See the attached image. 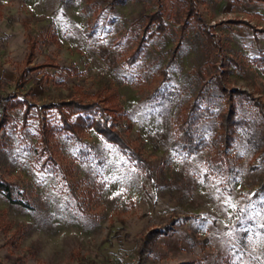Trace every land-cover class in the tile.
<instances>
[{
    "label": "rangeland",
    "instance_id": "obj_1",
    "mask_svg": "<svg viewBox=\"0 0 264 264\" xmlns=\"http://www.w3.org/2000/svg\"><path fill=\"white\" fill-rule=\"evenodd\" d=\"M184 3L0 0V100L30 104L25 121L23 105L11 108L0 133V175L13 188L11 198L0 191V219L11 224L0 228V264H264L261 116L241 92L264 101V33L252 29L264 28V2L196 0L212 47ZM156 9L167 27L129 63L142 14ZM219 76L241 120L227 166L208 159L226 105ZM105 88L117 91V127L150 175L92 129L77 141L54 107L39 108ZM192 102L187 149L176 117ZM43 122L54 129L47 147ZM151 229L162 232L140 256Z\"/></svg>",
    "mask_w": 264,
    "mask_h": 264
},
{
    "label": "trees",
    "instance_id": "obj_2",
    "mask_svg": "<svg viewBox=\"0 0 264 264\" xmlns=\"http://www.w3.org/2000/svg\"><path fill=\"white\" fill-rule=\"evenodd\" d=\"M184 1V19L192 17L199 25V29L205 36L209 45L211 47L212 45H217L215 40L212 38L213 31L210 30V27L204 21L203 16L196 10V0ZM258 1L264 2V0ZM235 21L244 22V20L240 19ZM185 23L186 20L183 21V25H185ZM166 27L167 26L164 21V10L156 9L143 13L140 34L136 37L135 46L126 60L129 63L135 61L144 42L155 33L163 32ZM252 29L264 33L263 27H253ZM33 48V42H31L29 47L30 54L33 53ZM26 59L27 61H30L31 56L28 55ZM218 85L221 95L224 96L226 105L215 114L217 119V132H215L212 140V144L214 146L213 153L209 155L208 159L212 165L227 166L229 164L228 148L232 145L237 125L241 122V120L236 116V107L232 101V96L230 91L227 89V86L224 84L221 76L218 77ZM241 92L253 100L256 111L261 116L260 120L256 122L258 126L257 134L264 146V101L262 102L256 98L254 99L251 96H248L244 90ZM21 105L24 106L22 121H25L29 114V103L19 99L11 100L8 97H6L4 101L0 100V133L5 123L12 117L9 110L13 107ZM43 105H40L39 108L47 106L55 108L60 121L59 128L66 131L77 141H82L84 132L88 129H92L104 140L115 145L130 161H132L147 175L151 174L147 159L142 155L141 150L137 146H134L131 141L126 139L117 127L116 122L119 117L122 116L123 106L119 102L117 91L114 88L98 89L93 93L79 92L77 95L68 96L50 104ZM194 108L195 102H192L188 107H184V109L176 117L178 121L177 130L180 131V142L182 143V147L187 149L196 146L192 131L198 118L193 115ZM128 125L130 124L128 123ZM51 131L53 135V127L51 129V126L44 122L41 124L40 137L45 147H47L49 143L48 140L51 136ZM258 189L264 190V183H262ZM0 191H2L8 198L12 197V184L8 180L2 178L1 175ZM10 225V222H5L0 219V228L3 232H6ZM158 232H162V230H152L142 237L139 246L136 249L138 255L141 256V254L148 249L150 243L153 241V238ZM194 263L195 262L193 260H186L174 264Z\"/></svg>",
    "mask_w": 264,
    "mask_h": 264
},
{
    "label": "crops",
    "instance_id": "obj_3",
    "mask_svg": "<svg viewBox=\"0 0 264 264\" xmlns=\"http://www.w3.org/2000/svg\"><path fill=\"white\" fill-rule=\"evenodd\" d=\"M258 1V0H257ZM262 2V1H261ZM263 27V26H262ZM257 28H260V27H257Z\"/></svg>",
    "mask_w": 264,
    "mask_h": 264
}]
</instances>
